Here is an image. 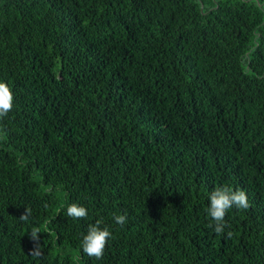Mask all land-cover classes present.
Instances as JSON below:
<instances>
[{
    "label": "trees",
    "instance_id": "16d2710c",
    "mask_svg": "<svg viewBox=\"0 0 264 264\" xmlns=\"http://www.w3.org/2000/svg\"><path fill=\"white\" fill-rule=\"evenodd\" d=\"M0 264H264V0H0Z\"/></svg>",
    "mask_w": 264,
    "mask_h": 264
}]
</instances>
